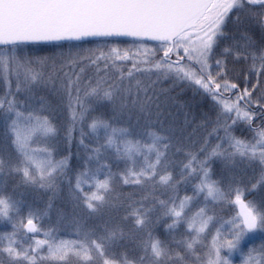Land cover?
<instances>
[{
  "label": "snow or ice",
  "instance_id": "obj_1",
  "mask_svg": "<svg viewBox=\"0 0 264 264\" xmlns=\"http://www.w3.org/2000/svg\"><path fill=\"white\" fill-rule=\"evenodd\" d=\"M0 86V264H264V0H0Z\"/></svg>",
  "mask_w": 264,
  "mask_h": 264
},
{
  "label": "rangeland",
  "instance_id": "obj_2",
  "mask_svg": "<svg viewBox=\"0 0 264 264\" xmlns=\"http://www.w3.org/2000/svg\"><path fill=\"white\" fill-rule=\"evenodd\" d=\"M97 45H93V46H85V48H95ZM121 47H128L129 45L128 44H123L121 43L120 44ZM64 51H67L64 50ZM42 54H48L47 52H44ZM131 64L129 63L128 66H130ZM129 68V67H128ZM88 76H91L92 75V71H89L87 73ZM138 75H141V74H138ZM3 94V88L2 86H0V95ZM49 99H51L53 101V103H55V98L54 97H49ZM199 99V98H197ZM210 103V102H208ZM54 122L57 124V127L59 129V135L55 138V140L51 141L52 144H54L56 146V152H55V156L57 158H61L64 154H66V145H65V140H64V129L67 125V123L69 122V116L66 112L64 111H61L58 113L56 119L54 120ZM133 124L135 123V121L132 122ZM85 131H88L87 128H85ZM72 151L73 153L76 152V144L75 142H73V146H72ZM78 162L76 161L75 157H73V165L75 166ZM115 167H114V171H115ZM177 172H178V169H177ZM175 174V173H174ZM122 189L121 187L118 185L117 186V193L121 192ZM185 191H187V194L188 195H191V188L189 187L187 190H185L183 188V186L181 187V195H183L185 193ZM27 198L30 200V201H35L36 203L40 204L42 206V198H38L35 194H30L27 196ZM58 205L60 207H62L64 209L65 212L67 213H71L72 209L71 207L66 204V203H63V202H58ZM55 219V217H54ZM45 226H47V221H45ZM63 235V238L65 239H71V238H74L71 233H68V232H65V233H62ZM251 246V245H250ZM256 246L258 247L259 246V240H257L256 242ZM237 260H239V258H237Z\"/></svg>",
  "mask_w": 264,
  "mask_h": 264
},
{
  "label": "trees",
  "instance_id": "obj_3",
  "mask_svg": "<svg viewBox=\"0 0 264 264\" xmlns=\"http://www.w3.org/2000/svg\"><path fill=\"white\" fill-rule=\"evenodd\" d=\"M123 44H126V43H123ZM93 45H96V43L95 42H87V43L84 44V47L85 46H93ZM127 67L130 68L131 65L130 66H127ZM191 97H192V92L190 90L185 91V93L183 94V99H190Z\"/></svg>",
  "mask_w": 264,
  "mask_h": 264
}]
</instances>
